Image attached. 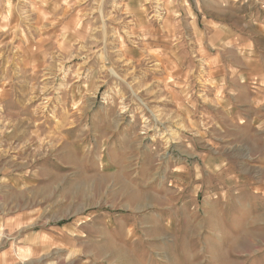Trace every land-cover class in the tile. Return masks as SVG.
I'll list each match as a JSON object with an SVG mask.
<instances>
[{
  "label": "rangeland",
  "instance_id": "rangeland-1",
  "mask_svg": "<svg viewBox=\"0 0 264 264\" xmlns=\"http://www.w3.org/2000/svg\"><path fill=\"white\" fill-rule=\"evenodd\" d=\"M262 0H0V264H264Z\"/></svg>",
  "mask_w": 264,
  "mask_h": 264
},
{
  "label": "built area",
  "instance_id": "built-area-1",
  "mask_svg": "<svg viewBox=\"0 0 264 264\" xmlns=\"http://www.w3.org/2000/svg\"><path fill=\"white\" fill-rule=\"evenodd\" d=\"M261 9L264 10V0L261 2Z\"/></svg>",
  "mask_w": 264,
  "mask_h": 264
}]
</instances>
